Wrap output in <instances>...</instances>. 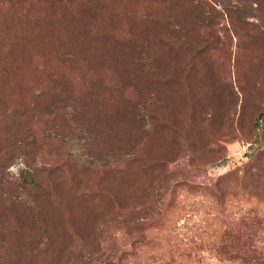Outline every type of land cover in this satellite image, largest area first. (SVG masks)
Here are the masks:
<instances>
[{
    "label": "rangeland",
    "instance_id": "374dc122",
    "mask_svg": "<svg viewBox=\"0 0 264 264\" xmlns=\"http://www.w3.org/2000/svg\"><path fill=\"white\" fill-rule=\"evenodd\" d=\"M0 264H264V0H0Z\"/></svg>",
    "mask_w": 264,
    "mask_h": 264
}]
</instances>
